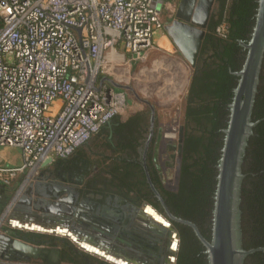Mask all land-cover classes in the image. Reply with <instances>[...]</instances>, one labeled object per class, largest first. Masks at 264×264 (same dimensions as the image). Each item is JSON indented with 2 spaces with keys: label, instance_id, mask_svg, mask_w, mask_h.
<instances>
[{
  "label": "built area",
  "instance_id": "1",
  "mask_svg": "<svg viewBox=\"0 0 264 264\" xmlns=\"http://www.w3.org/2000/svg\"><path fill=\"white\" fill-rule=\"evenodd\" d=\"M175 2L0 0V148H19L22 160L0 165L3 185L70 158L121 115L128 90L111 82L145 96L179 95V64L150 57ZM215 32L226 38L227 26ZM178 134L173 127L163 138L177 144Z\"/></svg>",
  "mask_w": 264,
  "mask_h": 264
},
{
  "label": "trees",
  "instance_id": "2",
  "mask_svg": "<svg viewBox=\"0 0 264 264\" xmlns=\"http://www.w3.org/2000/svg\"><path fill=\"white\" fill-rule=\"evenodd\" d=\"M233 8H223L219 18L207 29L202 41L196 66L193 68L187 95L183 103V140L181 156L178 159V186L171 191L161 186L155 180L163 197L174 207L178 216L189 218L200 224L201 215H210L215 190L217 165L223 147V131L228 124V105L233 100V90L237 84V77L231 70L239 71L243 65L245 52L239 41L247 42L255 22L256 0H234ZM227 26V37H219L215 29L220 24ZM264 84V72L261 76ZM262 95L256 98L260 116L264 117V86ZM117 117L114 121H117ZM137 124L125 136V141H116V146L122 152L133 147L142 146L144 128L150 123L143 114L134 116L131 120ZM148 122V123H147ZM104 128V127H103ZM102 128V129H103ZM101 129V130H102ZM260 134L264 135V122L259 127ZM123 143V144H122ZM243 170L248 173L247 180L242 189L243 230L247 231L248 242L245 248L264 247V138L255 137L249 140ZM122 144V145H121ZM121 152V153H122ZM129 171L132 173L130 192H137L142 197L151 194L142 167L135 162L130 163ZM256 173L253 178L249 174ZM149 202L156 205L153 199ZM201 221V222H200ZM179 226V225H178ZM185 233L189 229L179 226ZM19 235V233H18ZM30 243L41 246L65 247V261L70 264H85L84 257L80 256L70 246L72 243L65 238L50 235L28 233L19 235ZM90 260L94 258L88 257ZM253 264H264V252L252 255Z\"/></svg>",
  "mask_w": 264,
  "mask_h": 264
},
{
  "label": "flooded vegetation",
  "instance_id": "3",
  "mask_svg": "<svg viewBox=\"0 0 264 264\" xmlns=\"http://www.w3.org/2000/svg\"><path fill=\"white\" fill-rule=\"evenodd\" d=\"M179 1L180 4L181 0ZM257 1V0H256ZM176 3V2H175ZM174 3V5H175ZM232 4H234V0H214L212 9L210 12V16L208 18L206 32L209 27H211L214 22L219 18L220 12L223 8H226L227 10H230L233 8ZM178 8V6H177ZM194 7H192L193 10ZM177 11V10H176ZM187 10L183 13V15H187ZM176 13V12H175ZM175 13L170 17V22L175 19ZM169 20H165L166 23H168ZM240 44V41H239ZM241 46V45H240ZM244 51V49L242 48ZM245 52V51H244ZM200 53V52H199ZM199 57V55H198ZM197 57V60H198ZM197 63V62H196ZM238 71L231 70V73L233 76L237 77L235 73ZM264 84L260 80V84L258 86V94H263L262 88ZM231 104V103H230ZM229 104V105H230ZM228 105V108H229ZM257 103H255L251 120L252 123L255 125L252 127V134L248 139V142L251 138L255 137H262L264 138V135L260 134L259 127L261 126V123L264 122V117L260 116V109L257 108ZM230 114V112H229ZM137 124H134V122H128L125 124H120L114 119L110 121L106 126L105 130L109 131L111 136L114 137L113 143H111L113 146H115L114 141H125V136L128 135L130 132H132V129L137 128ZM223 131V130H222ZM160 131L153 130L152 136L150 137V127L148 128V133L146 134V139L144 141H141L142 146L138 149H134L133 147H130V149L126 150L125 152H122V150H119L122 152L123 161L124 163L119 168L120 170H115L113 174V178L111 181L107 182V184L110 187H115L117 191L121 192V197H119L117 194H111L108 193L105 197H103L102 206L104 215L103 218L98 219H92L90 217L91 211H97L93 209V204L90 202H83L80 205L78 204L75 206V192L69 190L68 188L58 190L56 187H53L50 183L45 184L44 183V209H50L51 204L49 202L48 197L57 195L62 191V193H67L66 199H64L59 206H57V209L60 212V219L63 223L69 224L68 226L72 228L73 233L80 238L84 240H99L100 242V248L102 251L96 252L97 249L93 247L92 245L82 244L84 248L79 247L77 243L71 242L68 239L73 246L68 245L71 247L74 251H76L80 256L84 257L85 264H209L207 254L205 253L206 248L202 241L199 239V237L196 235L194 229L186 224L180 223L178 221H175L171 219L167 212L165 211L164 207L162 206L159 199L156 197V195L151 190L148 179L146 176V172L144 170L143 165V158H144V152L146 150L145 154V160L146 165L148 167V170L150 171V176L152 182L155 184L156 188L162 195L158 185L155 183V180L160 181L161 186L163 188L165 187L166 182L169 180V172L170 170L176 168L178 170L179 174V168H178V159L181 156V154H178V149L175 143L164 141L163 140V134L162 137H159ZM110 142H112V137L109 139ZM122 143V144H123ZM121 144V145H122ZM117 147V146H116ZM250 147L256 148L255 145L246 147L245 154L243 156V163H242V173L244 175L242 179V187H241V193L243 186L245 184V181L247 180L248 173L244 172L243 166L245 161V156L247 154V149ZM162 148L165 149V153H162ZM182 151V150H181ZM73 156H71L68 159L64 160H56L53 165L52 169H49V177L51 178H62L63 175L62 172L65 171V169L71 170L74 168L73 165H77L76 162H74L72 159ZM135 162L136 164L140 165L144 171L145 180L150 188L151 194L147 197L140 196L137 192H130L132 194V198H129L131 205L133 206L132 210L128 209L127 205L123 203L122 198L125 196L126 190L129 188V185L132 182H129L132 180L133 175L129 171V165L130 163ZM177 164V165H175ZM88 164L86 162H83V164L80 166L81 171L87 170ZM164 168L166 170H164ZM251 177L256 178V173L249 174ZM217 177V176H216ZM39 179V177H38ZM69 181H72V175L69 177ZM176 189L178 186V175L176 178ZM41 185H36L35 187L31 188V193L33 191H36L38 196H42L41 192ZM119 187L121 189H119ZM129 190V189H128ZM171 191H173L171 189ZM163 197V195H162ZM121 198V199H120ZM120 199V200H119ZM149 199H153L156 205H153V203L149 202ZM164 199L165 206L167 207V210L172 214L174 217L178 219H183L190 221L194 223L197 228L199 229L200 233L204 238H206L208 241L211 240V233H212V210L211 209L210 215L206 216V214L198 213L197 215H201L199 217V220H201L200 224H198L196 221H193L189 218H184L181 216H178L176 213H174L173 209L174 207L167 201V199ZM213 204L214 205V196L212 197ZM25 201V200H24ZM26 203V210L30 208H42V201L38 200L35 202ZM148 203L153 208H155L162 218L164 219V223L158 222L155 219H151L144 211H141L142 206L144 204ZM241 203H242V195H241ZM241 206V204H240ZM241 210V209H240ZM242 216V211L240 218ZM159 223L161 224L165 229H168V231H163V229H158L160 227ZM159 225V226H158ZM180 225H183L188 228L190 231V235L188 231L185 233L181 230L179 227ZM173 228L176 234L172 235L169 233V229ZM158 230V231H157ZM247 231L243 230L242 226V218H241V242L242 247L244 244L248 242V235ZM41 246V245H40ZM43 250L39 254L37 259H28V260H17L14 261L11 264H70L65 261V247L63 246H42ZM93 247V248H92ZM245 250L250 249H257V248H245ZM258 248H264V247H258ZM104 254H103V253ZM260 252L256 251L255 253ZM262 252H264L262 250ZM250 254L245 258L244 264H253L251 260V256L254 255ZM88 257L94 258V260H90Z\"/></svg>",
  "mask_w": 264,
  "mask_h": 264
},
{
  "label": "water",
  "instance_id": "4",
  "mask_svg": "<svg viewBox=\"0 0 264 264\" xmlns=\"http://www.w3.org/2000/svg\"><path fill=\"white\" fill-rule=\"evenodd\" d=\"M196 9L193 13L192 7L195 5V0H181L178 9L175 13V19L165 24L164 30L172 39L174 44L180 49L181 54L193 66H196L197 57L199 55L202 41L206 35V27L214 0H197ZM255 12V22L250 34V39L247 42L240 41L241 47L245 51V58L241 69L235 73L237 76V84L233 90V100L229 105V120L227 127L223 130V147L221 156L217 165L216 190L214 193V205L212 210V233L211 240L208 241L202 236L197 226L187 220L174 217L167 210L164 199L155 184L151 180L150 171L146 165L145 154L143 158L144 170L148 179L149 186L156 197L161 202L167 215L180 223L191 226L196 235L204 244L209 264H244L245 258L255 253L256 251H264V248L245 250L241 242V187L243 156L248 139L252 134V111L256 103L258 94V86L261 76L264 72V0H257ZM187 10V15L183 13ZM111 82V81H110ZM115 88L130 90L139 100L145 102L151 110L150 118V137L152 136L155 127V109L154 106L141 99L136 91L130 86H122L111 82ZM162 137V128H159ZM183 140V126L179 129L178 141L175 147L178 149V154H181ZM169 142V141H168ZM54 161L49 159L44 162V166L52 164ZM176 165V164H175ZM31 188H28L23 200L28 203L32 202L30 198L32 193ZM38 193V192H37ZM39 194V193H38ZM51 204L50 209L36 208L31 214H44V221L57 225H65L62 227L63 232L58 233L59 237L68 238L71 242H76L79 247L87 250L82 246V240L92 245L97 249V253L101 250L99 240L89 241L74 236L72 228L69 224L63 223L61 220H49L47 217L58 218L60 212L56 207L61 204L63 199H58L57 195L48 197ZM121 199V198H120ZM119 199V200H120ZM41 200V199H38ZM128 209L133 208L128 197L122 198ZM141 211H144L151 219L164 223V219L160 213L148 203L142 206ZM159 224V223H156ZM158 229L168 231L161 224ZM158 225V226H159ZM67 228V229H66ZM69 230V232H67ZM158 231V230H157ZM169 233L176 234L173 228L169 229ZM81 241V243H80ZM74 242V243H75ZM43 247L28 242L21 238L16 232L9 233L5 229H0V261L13 263L17 260L37 259ZM103 253V252H102ZM105 253V252H104ZM103 253V254H104Z\"/></svg>",
  "mask_w": 264,
  "mask_h": 264
},
{
  "label": "crops",
  "instance_id": "5",
  "mask_svg": "<svg viewBox=\"0 0 264 264\" xmlns=\"http://www.w3.org/2000/svg\"><path fill=\"white\" fill-rule=\"evenodd\" d=\"M179 1H177L173 8V14L178 9L177 6H179ZM197 0H195V5L193 6V13L196 9ZM170 17H167L166 20H170ZM166 22H164L165 26ZM156 46L152 52H150V57L152 60L156 59H162L167 58L171 59L174 62L178 63L180 66V69L183 73V86L180 89L179 95L175 97L174 99L159 97V96H146L150 98L151 100H154L156 103H161V108H164L166 105L165 103H184V99L187 95V90L190 84V79L192 76L193 66L187 61V59L184 58V56L181 54L180 49L174 44L172 39L167 35L164 28L156 35L155 38ZM118 89V88H116ZM118 90H124V89H118ZM138 92V93H137ZM136 93L140 97L141 94L139 91ZM128 93V92H127ZM128 95V103L131 104H137V103H145L141 100H139L137 97ZM145 96V95H143ZM142 98V97H140ZM122 117V115H121ZM134 117V116H133ZM127 119V123L132 120V118ZM123 118V117H122ZM120 119L117 117V121L120 124H125L126 121L124 119ZM127 118V117H126ZM173 119H176V116H174ZM150 123V122H149ZM156 124V122H155ZM150 127V124H149ZM178 129H180L181 126H177ZM144 128V131L148 133V128ZM160 128V127H159ZM104 133L109 134V139L112 137V140H114V137L111 136L110 132L105 130V127L97 134L95 135L92 140L85 145L84 147L80 148L74 155L73 161L77 163V165H73L74 168L71 170L65 169V171L62 172L61 175L62 178H57L55 182H50V184L53 187H56L58 190L68 188L69 190L75 192V206L78 204L87 201L93 204V209L97 211H91L90 217L92 219H98L103 218L104 215L102 212L104 211L102 206L103 197L107 195L108 193L111 194H117L119 197H121V192L115 190V187H110L107 182L111 181L113 178V174L115 170H120L119 168L124 163L122 153L117 150L118 148L114 149V155L111 158L106 159V166L103 164L101 167H99V172L91 174L92 171L87 170L81 171L80 166L82 163V160L84 158L86 150L92 146V143L97 142V140H100ZM56 161V160H55ZM54 161V162H55ZM53 162V163H54ZM85 162V161H84ZM21 151L19 148H13V147H2L0 148V165L2 166H19L21 165ZM52 164L44 166V162L40 163L39 166H37L34 169H28L24 171V173L18 175V177L12 182L13 185H3L0 182V229H5L9 233L16 232L19 235H25L28 233H35L40 235H56L60 233V231L63 232V228L65 225H57L52 224L50 222L44 221V214L40 213L33 215L31 212H33L35 209L32 207L27 211L26 210V203L22 199V197L25 195V192L28 188H33L36 185H41V192L43 193L42 196H38L36 191L32 192L31 199L32 202L38 201V199H41L42 208H44V171L49 170V168H52ZM83 164V163H82ZM38 171H35L37 170ZM72 175V181H69V177ZM39 179L37 180V178ZM37 180V181H36ZM11 183V184H12ZM16 183V184H15ZM21 185L20 191H18L17 184ZM71 184V185H70ZM119 189H121L119 187ZM18 191V192H17ZM66 195V196H65ZM67 193H62V191L58 194V199H55L54 201L58 200H64L67 197ZM125 196L128 198H132V194H130L129 190H126ZM52 215H49L47 217L49 220L53 219L55 220H61L60 217L54 218L51 217ZM99 217V218H98ZM105 218V217H104ZM103 218V219H104ZM15 223V224H14ZM70 228V227H69ZM67 229V228H66ZM57 231L58 233L54 232ZM69 232V230L67 231ZM75 236V233H74ZM76 238V236H75ZM77 239V238H76ZM75 242V241H74ZM76 243V242H75ZM81 243V241H80ZM83 244H86L82 240ZM93 248V247H92ZM96 249V248H95ZM0 264H9L6 262L0 261Z\"/></svg>",
  "mask_w": 264,
  "mask_h": 264
},
{
  "label": "rangeland",
  "instance_id": "6",
  "mask_svg": "<svg viewBox=\"0 0 264 264\" xmlns=\"http://www.w3.org/2000/svg\"><path fill=\"white\" fill-rule=\"evenodd\" d=\"M168 16H169L168 14L165 15V17L163 19L164 22ZM130 87H132V86L130 85ZM127 92L129 93L130 96H134L132 91L128 90ZM140 97H142L141 99L150 102L154 106L155 122H156L154 130H158V128L160 127L163 130L162 131V134H163L164 132L171 130L173 127L178 128L177 127L178 125L182 126L183 103H165L164 105H166V106L164 108H161V106H160L161 103H156L154 100H151L150 98L143 96V95H140ZM138 114H143L145 116V119L149 122V119L151 118L150 107L146 103H137V104L128 103L126 110L121 114L123 118L121 117V115H119L118 118H119V120L122 118L126 121L127 119H129L133 116H136ZM174 116H176V119H173ZM129 122H131V120ZM126 123H127V121H126ZM147 128H149V125L147 126ZM146 134H147V132L145 130L143 133L142 141H144L146 139ZM101 137L102 138L100 140H97V142L92 143V146H90L86 150L84 158L82 160V163L85 161L88 164L89 171H92L91 174L99 172V167H101V165L104 164L106 166V163H108V162H106V159L113 157V155L115 153L114 149L117 148L116 147L117 142L114 141L115 146H113L111 144V143H113V140H112V142L109 141V134L108 133H104L103 136H101ZM163 140L167 141V139H165V138H163ZM162 153H165L164 148H162ZM82 163H81V165H82ZM49 169H52V168H49ZM164 170H166V169L164 168ZM35 171H38V169ZM48 175H49L48 170L44 171V183L45 184L50 183V182H55L57 180V178L54 179V178L49 177ZM177 175H178V170L173 167V169L170 170V172H169V180L165 184V186L167 188H170L172 190L176 189V181L175 180L177 178ZM37 180H38V178H37ZM10 185L14 186L13 183ZM15 188H17L18 191L22 190L21 185L19 183L17 184V186ZM52 236H54V235H52ZM54 237L61 238L59 236H54Z\"/></svg>",
  "mask_w": 264,
  "mask_h": 264
},
{
  "label": "bare ground",
  "instance_id": "7",
  "mask_svg": "<svg viewBox=\"0 0 264 264\" xmlns=\"http://www.w3.org/2000/svg\"><path fill=\"white\" fill-rule=\"evenodd\" d=\"M15 224V223H14ZM61 232V231H60Z\"/></svg>",
  "mask_w": 264,
  "mask_h": 264
}]
</instances>
